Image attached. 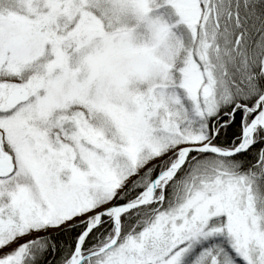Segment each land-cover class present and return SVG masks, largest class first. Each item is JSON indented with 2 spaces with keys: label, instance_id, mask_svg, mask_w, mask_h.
<instances>
[{
  "label": "snow or ice",
  "instance_id": "1",
  "mask_svg": "<svg viewBox=\"0 0 264 264\" xmlns=\"http://www.w3.org/2000/svg\"><path fill=\"white\" fill-rule=\"evenodd\" d=\"M0 264H264V0H0Z\"/></svg>",
  "mask_w": 264,
  "mask_h": 264
}]
</instances>
